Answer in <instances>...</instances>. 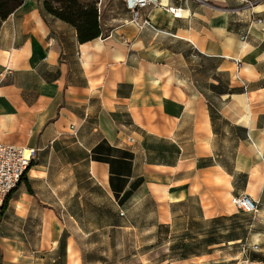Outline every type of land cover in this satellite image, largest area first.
I'll list each match as a JSON object with an SVG mask.
<instances>
[{"label": "crops", "instance_id": "crops-1", "mask_svg": "<svg viewBox=\"0 0 264 264\" xmlns=\"http://www.w3.org/2000/svg\"><path fill=\"white\" fill-rule=\"evenodd\" d=\"M98 2L85 42L43 0L0 24V142L36 149L0 264L95 262L111 231L187 229L242 193L264 214V0Z\"/></svg>", "mask_w": 264, "mask_h": 264}, {"label": "rangeland", "instance_id": "rangeland-1", "mask_svg": "<svg viewBox=\"0 0 264 264\" xmlns=\"http://www.w3.org/2000/svg\"><path fill=\"white\" fill-rule=\"evenodd\" d=\"M80 2L96 7L99 3L98 0ZM108 14V20L112 21L113 12ZM97 15L99 23L98 9ZM230 210L225 216L190 223L187 229L175 228L171 233L165 229L111 231L113 245L88 264H261L250 261L264 255V240L256 234L257 230L264 231V214ZM249 224L256 231L248 230ZM253 243L258 244L256 249Z\"/></svg>", "mask_w": 264, "mask_h": 264}, {"label": "built area", "instance_id": "built-area-1", "mask_svg": "<svg viewBox=\"0 0 264 264\" xmlns=\"http://www.w3.org/2000/svg\"><path fill=\"white\" fill-rule=\"evenodd\" d=\"M125 8L131 12L133 20L139 16L141 9L149 5H161L169 9L174 15H177L176 9L168 5V0H122ZM204 1V0H199ZM244 5L252 9L256 2L260 0H240ZM178 10V9H177ZM147 18L143 22H147ZM261 22V19H257ZM10 68L6 67L8 71ZM35 148L18 146L9 143L0 142V207H2L9 193L16 187L29 167ZM231 204L237 212L255 213L257 203L248 194L242 193L231 197ZM253 249L258 246L252 245Z\"/></svg>", "mask_w": 264, "mask_h": 264}, {"label": "trees", "instance_id": "trees-1", "mask_svg": "<svg viewBox=\"0 0 264 264\" xmlns=\"http://www.w3.org/2000/svg\"><path fill=\"white\" fill-rule=\"evenodd\" d=\"M22 2L23 0H0V24ZM43 6L48 13L75 27L80 42L100 35L96 5L84 4L80 0H43Z\"/></svg>", "mask_w": 264, "mask_h": 264}]
</instances>
